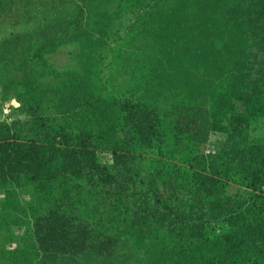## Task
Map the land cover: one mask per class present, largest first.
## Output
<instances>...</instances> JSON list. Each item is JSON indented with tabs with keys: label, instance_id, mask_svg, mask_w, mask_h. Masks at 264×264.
Listing matches in <instances>:
<instances>
[{
	"label": "rangeland",
	"instance_id": "rangeland-1",
	"mask_svg": "<svg viewBox=\"0 0 264 264\" xmlns=\"http://www.w3.org/2000/svg\"><path fill=\"white\" fill-rule=\"evenodd\" d=\"M155 1L107 0L95 10L88 0H0V140L59 144L85 128L92 130L99 162L115 165L112 150L115 143L129 138L128 130L107 132L106 121L95 114V108L105 99L143 96L148 57L136 64L134 53L128 51L138 43L142 15ZM89 30L102 39L87 78L81 51ZM149 40L143 45L145 52L153 47ZM150 87L144 96L147 101L156 98ZM220 89L217 83L194 100L184 90L168 91L173 98L160 94L163 143L154 150L140 148L136 180L121 178L114 186H104L91 182L87 173H48L38 179L3 166L0 264H44L45 260L48 264H264L262 198L242 178L228 181L225 187L207 185L201 192L206 209L215 216L206 222L212 244L199 246L179 238L178 231L155 223L153 212L149 220H141L147 218L140 213V202L146 199L143 193L155 165L161 164L158 160L182 164L190 160L191 131L178 133L177 121L196 112L198 105L209 107ZM253 126L252 135H264L261 124ZM226 141V131L213 130L201 150L207 156L220 154ZM140 180L144 184H136ZM244 209L248 223L262 227L254 238L234 235L241 222L220 218L222 211L231 217ZM77 232L83 233L78 240ZM228 232L234 243L226 241ZM56 233L64 235L61 242L68 241L64 244L69 249L62 254L41 251L59 248L53 240H45Z\"/></svg>",
	"mask_w": 264,
	"mask_h": 264
},
{
	"label": "trees",
	"instance_id": "trees-1",
	"mask_svg": "<svg viewBox=\"0 0 264 264\" xmlns=\"http://www.w3.org/2000/svg\"><path fill=\"white\" fill-rule=\"evenodd\" d=\"M88 1L97 10L107 0ZM141 23L143 30L135 39L138 43H132L128 52L134 53L136 64L148 57L143 96L105 99L95 108V114L104 117L107 132L115 135L121 129L128 130L129 138L115 143L112 150L115 165L99 162L92 130L79 128L59 144L0 140V169L6 166L12 171L32 173L38 179L48 173H87L91 182L104 186H114L121 178L136 180L140 178V148L154 150L163 143L162 111L157 104L160 94L173 98L168 91L184 90L187 98L194 100L220 83L221 89L209 107L198 105L186 120L177 121L178 133L191 131L193 146L188 163L158 160L161 164L155 165L143 193L146 199L140 202V213L147 218L142 221L149 220L153 212L155 223L168 226L175 234L178 231L179 238L199 246L212 244L206 222L215 216L200 198L207 185L225 187L228 181L242 178L262 198L264 210V135H252L256 123L264 130V0H156L142 15ZM147 38L153 47L145 52ZM101 39L89 30L82 44L87 78L93 71ZM147 86L156 95L151 101L144 98ZM213 130L226 131L227 141L220 154L207 156L201 145ZM139 182L145 181L136 184ZM247 202L251 203V198ZM247 209L231 217L222 211L220 218L240 221L233 234L254 238L262 227L248 223ZM54 227L49 228L50 233ZM82 234L76 233L77 240ZM233 234L226 233V241L234 243ZM62 238L64 235L58 233L46 235L45 240H53L54 247L59 248L41 251L65 253L68 241L64 244Z\"/></svg>",
	"mask_w": 264,
	"mask_h": 264
},
{
	"label": "built area",
	"instance_id": "built-area-1",
	"mask_svg": "<svg viewBox=\"0 0 264 264\" xmlns=\"http://www.w3.org/2000/svg\"><path fill=\"white\" fill-rule=\"evenodd\" d=\"M264 189V188H263ZM264 193V192H263Z\"/></svg>",
	"mask_w": 264,
	"mask_h": 264
}]
</instances>
